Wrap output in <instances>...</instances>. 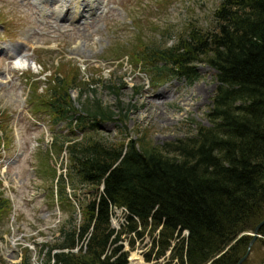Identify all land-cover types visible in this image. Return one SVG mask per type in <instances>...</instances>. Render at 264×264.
I'll return each mask as SVG.
<instances>
[{
    "label": "trees",
    "instance_id": "1",
    "mask_svg": "<svg viewBox=\"0 0 264 264\" xmlns=\"http://www.w3.org/2000/svg\"><path fill=\"white\" fill-rule=\"evenodd\" d=\"M213 22L212 29L192 27L172 46L139 42L127 53L151 86L168 78L193 80L196 63L216 70L208 125L196 121L195 128L161 146L146 131L122 142L68 137L108 121L125 123L130 112L120 99L118 111L90 94L83 99L98 80H83L72 68L49 76L46 92L31 96L54 123L65 122L67 132L55 135V144L61 141L60 151H67L72 185L79 179L93 195L82 206V218L71 215L60 228L61 239L44 244L48 264H129L121 236H141L142 226L160 229L163 252L176 241V264H238L245 255L252 236L241 234L264 219V0H221ZM109 83L116 94L124 84ZM76 87L85 89L78 107L70 94ZM0 196V215L6 217L11 202ZM120 208L126 213L121 232L112 227Z\"/></svg>",
    "mask_w": 264,
    "mask_h": 264
},
{
    "label": "rangeland",
    "instance_id": "2",
    "mask_svg": "<svg viewBox=\"0 0 264 264\" xmlns=\"http://www.w3.org/2000/svg\"><path fill=\"white\" fill-rule=\"evenodd\" d=\"M220 2L0 0V192L11 202L10 213L0 215V264L26 260V264H48L44 244L59 241L67 218H82V206L93 198L90 187L79 179L72 185L75 179L69 175L67 153L60 151L61 141L55 144L54 136L67 132L65 122L54 123L48 111L40 108V101L32 98L46 92L52 83L48 77L72 68L83 80H98L95 92L84 94L83 99L90 94L115 111L119 99L130 106L125 123L108 121L96 130L78 129L68 137L85 134L122 142L146 131L156 146L173 141L195 128L196 121L208 125L216 70L196 63L198 75L193 80L168 78L149 87V76L138 71L140 65L132 66L127 53L139 42L149 47L172 46L192 27L212 29ZM111 79L124 83L118 94L108 87ZM81 90L85 89L70 90L77 107ZM125 214L121 208L115 211L112 227L116 231H122ZM139 231L141 236L129 232L121 236L119 244L129 252V264L134 255L143 264L178 262L172 259L176 241L163 252L157 243L160 229L142 226ZM241 264H264L262 234Z\"/></svg>",
    "mask_w": 264,
    "mask_h": 264
},
{
    "label": "water",
    "instance_id": "3",
    "mask_svg": "<svg viewBox=\"0 0 264 264\" xmlns=\"http://www.w3.org/2000/svg\"><path fill=\"white\" fill-rule=\"evenodd\" d=\"M264 225V219L255 227V229L251 232V236H252V239L249 243V246H248V249H247V252L245 254V256H243L238 264H241L244 262V260L246 259L247 255L250 253V250L252 248V245L254 244V242L256 241V239L260 236V229L261 227ZM242 235H245V233L241 234Z\"/></svg>",
    "mask_w": 264,
    "mask_h": 264
},
{
    "label": "bare ground",
    "instance_id": "4",
    "mask_svg": "<svg viewBox=\"0 0 264 264\" xmlns=\"http://www.w3.org/2000/svg\"><path fill=\"white\" fill-rule=\"evenodd\" d=\"M78 1V0H77ZM78 3V2H77ZM69 4V3H68ZM90 4V3H89ZM77 5V4H76ZM81 5V4H80ZM74 6H75V4H74ZM78 6V5H77ZM62 7V6H61ZM81 7V6H80ZM97 7V6H96ZM65 8V7H64ZM64 8H63V10H64ZM58 10V9H57ZM72 10V9H71ZM78 10V9H77ZM93 10H95V9H93ZM88 13V12H87ZM72 14V13H71ZM80 15V14H79ZM74 17V16H73ZM76 17H78V16H76ZM79 19V18H78ZM19 52V51H18ZM138 257V256H137ZM137 257H135V255L133 256V264H137V263H140V264H143L142 262H141V260L139 259V258H137Z\"/></svg>",
    "mask_w": 264,
    "mask_h": 264
}]
</instances>
